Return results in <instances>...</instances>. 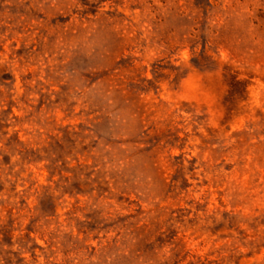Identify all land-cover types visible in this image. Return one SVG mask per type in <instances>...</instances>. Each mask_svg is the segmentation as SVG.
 Listing matches in <instances>:
<instances>
[{
    "label": "clouds",
    "instance_id": "9594fccd",
    "mask_svg": "<svg viewBox=\"0 0 264 264\" xmlns=\"http://www.w3.org/2000/svg\"><path fill=\"white\" fill-rule=\"evenodd\" d=\"M0 264H264V0H0Z\"/></svg>",
    "mask_w": 264,
    "mask_h": 264
}]
</instances>
